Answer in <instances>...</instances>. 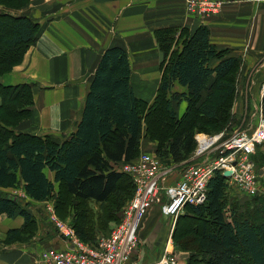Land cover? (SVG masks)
I'll use <instances>...</instances> for the list:
<instances>
[{
    "label": "trees",
    "instance_id": "obj_1",
    "mask_svg": "<svg viewBox=\"0 0 264 264\" xmlns=\"http://www.w3.org/2000/svg\"><path fill=\"white\" fill-rule=\"evenodd\" d=\"M28 1L0 0V7H3L0 9V31L6 29V25H13V31L0 38V73L5 75L22 62L29 47L38 39L37 23L17 13ZM157 38L166 57L162 64L159 92L150 107L155 109L164 103L163 110L170 123L167 135L172 136L167 140L169 145L166 150L157 149L156 155L182 168L190 163V156L195 150L199 121L206 119L217 123L220 122L219 113L225 114L235 93V87L228 78L241 60L225 57L226 52L211 43L206 27H199L193 33L168 28L160 31ZM175 42H181L178 51L171 50ZM218 59L220 61L216 66H212L211 63ZM131 77L132 69L126 51L121 47L107 49L90 83L76 130L61 143L50 137L16 132L13 127L33 116L31 86H0V111L2 109L7 113L6 121L0 117V130L8 135L4 137L0 134V187H16L23 182L30 198L45 201L59 184L68 196L100 206H115L116 210H120L118 224L124 207L132 200L128 202L132 194L122 184L126 176L135 193L131 176L118 168L141 155L143 139V103L135 95ZM176 85L186 88V92L175 91ZM167 95L172 98L166 100ZM183 101L193 105L200 102L195 105L188 122L189 113L181 124V121L175 120L172 103L181 104ZM13 114L23 118L19 122L12 121ZM46 170L54 174V181L48 178ZM228 189L227 178L217 172L209 183L206 203L185 207L191 210V213L187 212L188 218L202 222V232L194 233L192 229L197 239H187L186 245L190 246L184 251L193 255L199 253L200 263L203 264H264V222L239 219L234 213L233 220L229 219L225 207ZM3 213L12 219L24 217L27 226L33 219L27 207L17 199L0 194V215ZM179 223L177 221L174 238ZM76 233L91 246L98 242H91L92 238L84 226Z\"/></svg>",
    "mask_w": 264,
    "mask_h": 264
},
{
    "label": "crops",
    "instance_id": "obj_2",
    "mask_svg": "<svg viewBox=\"0 0 264 264\" xmlns=\"http://www.w3.org/2000/svg\"><path fill=\"white\" fill-rule=\"evenodd\" d=\"M17 13L38 23L37 41L6 83L30 84L34 90V126L20 131L33 136L42 133L57 143L75 132L100 58L111 47L126 51L135 95L146 100L155 97L162 80L166 56L157 36L164 29L193 33L206 27L211 43L226 52L225 57L251 61L255 55L260 61L264 55V0H226L221 12L212 16L189 14L183 0H29ZM35 120L39 126L36 133ZM141 150V154H157L154 146L147 144L142 143ZM161 160L180 178L178 165ZM46 175L54 181L52 172L46 170ZM21 186L22 196L14 187H0V194L23 206L42 202L26 194L23 182ZM27 210L33 218L28 226L22 216L0 215V264H38L49 243V238L35 233L34 209L28 206ZM171 220L158 205L151 209L141 226L140 246L129 264H154L164 255L172 238Z\"/></svg>",
    "mask_w": 264,
    "mask_h": 264
},
{
    "label": "rangeland",
    "instance_id": "obj_3",
    "mask_svg": "<svg viewBox=\"0 0 264 264\" xmlns=\"http://www.w3.org/2000/svg\"><path fill=\"white\" fill-rule=\"evenodd\" d=\"M3 8V7H2ZM0 7V9H2ZM15 13V11H14ZM19 14V13H18ZM38 24V23H37ZM13 31V25H6V29L0 31V38L7 36ZM180 34V35H179ZM178 34V37L181 36V33ZM181 42L174 43L172 46L173 51H178L177 48L181 49ZM250 57V56H248ZM260 56H251V61H243L241 59V63L237 66L232 75L228 78V81H231L235 87V93L230 100L228 107L224 112L219 113V121L211 122L206 119H201L199 124L197 125L196 136L199 135L198 138H202L205 135L208 136H217L223 134V138H228L233 135L235 132L246 129L252 130L258 117L261 112L263 113V101H264V55L261 56V60L259 61ZM258 58V59H257ZM165 61V58H164ZM163 61V62H164ZM220 61L214 60L211 65L216 66V64ZM163 64V63H162ZM263 66V67H262ZM15 69V68H14ZM12 69L8 74L0 73V86H8L6 85L7 81L11 78V73L14 71ZM262 77V80L260 79ZM91 78H89L90 80ZM161 83V82H160ZM30 85V84H28ZM31 86V85H30ZM33 95L34 90L32 87ZM160 84L158 86L155 97L152 100H146L143 98H139L142 101V110L141 113L144 117V125H143V139L142 143L147 144L148 146L162 150H166V147L169 145L167 140L169 139L171 134L167 135V128H169V119L167 114L164 112V103L161 104V107H156L152 109L150 106L154 103L157 98L159 92ZM175 91L177 92H186V89L183 87H179L176 85ZM38 90H35L37 92ZM40 93V92H39ZM207 93L205 94V96ZM167 99L169 100L172 97L167 95ZM2 99L0 98V104ZM200 102V101H199ZM199 102H195V105H198ZM173 110L176 115V122L183 123L182 120L187 113H189L188 118L192 116L194 112L195 105L189 104L186 101H183L181 104L173 102ZM148 112V113H147ZM147 116V114H149ZM0 117L3 118L4 121L7 120V113H5L2 109L0 111ZM32 117V116H31ZM22 119L21 116H15L13 114L12 121L19 122V119ZM37 119V117H35ZM14 119V120H13ZM160 120V121H158ZM162 125V126H159ZM34 126L33 119L29 117V119H24L20 125L13 127L15 131L20 130H30ZM159 126V127H158ZM39 126L35 120V133L38 132ZM0 134L2 136H7L3 131L0 130ZM39 136L47 138V135H43L42 133ZM195 136V140H196ZM198 141L196 140V147L193 153L190 156V164L198 163L201 159L196 157L192 159V157L196 156L198 149ZM143 150H141L142 152ZM148 152V151H147ZM142 155V154H141ZM253 162L255 164V170L259 177V191L256 195H249L243 192L238 191L233 185L229 186L228 194L225 202V207H227V217L233 220V213L239 219H250L252 222L263 223L264 222V143L260 145L254 156ZM171 162V161H169ZM120 171V168H118ZM182 170V169H179ZM121 172V171H120ZM181 172V171H180ZM178 174V173H177ZM176 176V177H175ZM179 178L178 175L173 174L170 179L166 182L167 184L170 181H176ZM22 183L18 186L14 187L17 191L16 194L20 195V191H22ZM123 186L127 191H129L132 195L128 199V202L133 197V189L131 181L128 176L122 181ZM22 196V194L20 195ZM24 198V197H23ZM20 199V198H19ZM21 200V199H20ZM22 201V200H21ZM27 207H31L35 211V233L40 238L45 236L49 238V243L43 247L44 249L48 248H56L57 247H65L67 240L62 237L60 231L56 226V222H62L64 224L69 225L75 231L85 227L86 232L90 234L89 236L92 238L91 242L96 243V241L102 236H108L112 233L117 222L119 220V211L116 210L115 206H111V204H106L104 206H100L92 201H81L73 196H68L63 187L59 184H56V187L53 191L52 196L42 201L41 203L34 204H24ZM114 211H113V210ZM191 213V210L185 209L177 218L171 220V234L170 242L173 246V250L175 253V257L178 261V264H203L200 263V254L193 255L192 252L186 253L185 248L190 245H186L187 239H197V237L192 233V229L194 233L202 232V222L199 220H192V218H188V213ZM186 216V217H182ZM190 219V220H189ZM177 221H179L180 225L178 226V232L176 234V238H174V232L176 228ZM211 229V226H208ZM173 231V232H172ZM187 236V238L184 236ZM11 237V236H10ZM196 243V240H195ZM56 246V247H55ZM193 245L192 247H194ZM165 248V247H164ZM43 249V250H44ZM62 249V248H61ZM164 251V250H163ZM163 252H160V255ZM196 254V253H195ZM193 256L195 258H193ZM181 260L184 263H181Z\"/></svg>",
    "mask_w": 264,
    "mask_h": 264
},
{
    "label": "built area",
    "instance_id": "obj_4",
    "mask_svg": "<svg viewBox=\"0 0 264 264\" xmlns=\"http://www.w3.org/2000/svg\"><path fill=\"white\" fill-rule=\"evenodd\" d=\"M191 15L212 16L221 12L226 0H183ZM196 156L198 163L178 169V181L166 183L174 172L154 154L145 153L120 166L135 184L132 200L124 207L120 222L112 233L98 239L95 246L82 241L69 225L56 222L63 238L67 240L62 249L48 248L40 253L38 264H129L140 246L141 226L151 209L159 206L164 216L177 218L186 206H201L206 203L208 186L217 172L238 191L256 195L259 177L253 156L264 143V117L261 112L252 130L241 129L228 138L223 134L205 135L198 138ZM206 143L204 144V142ZM226 178V177H225ZM164 255L154 264H178L171 242Z\"/></svg>",
    "mask_w": 264,
    "mask_h": 264
},
{
    "label": "water",
    "instance_id": "obj_5",
    "mask_svg": "<svg viewBox=\"0 0 264 264\" xmlns=\"http://www.w3.org/2000/svg\"><path fill=\"white\" fill-rule=\"evenodd\" d=\"M230 175H231L230 172H226V173H225V177H226V178H228Z\"/></svg>",
    "mask_w": 264,
    "mask_h": 264
},
{
    "label": "bare ground",
    "instance_id": "obj_6",
    "mask_svg": "<svg viewBox=\"0 0 264 264\" xmlns=\"http://www.w3.org/2000/svg\"><path fill=\"white\" fill-rule=\"evenodd\" d=\"M207 140H205L204 144L206 143Z\"/></svg>",
    "mask_w": 264,
    "mask_h": 264
}]
</instances>
